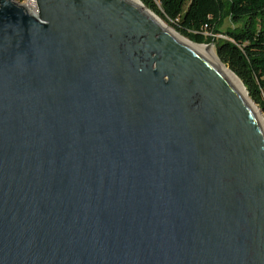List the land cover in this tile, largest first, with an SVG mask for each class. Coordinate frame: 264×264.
Returning <instances> with one entry per match:
<instances>
[{
	"label": "water",
	"instance_id": "1",
	"mask_svg": "<svg viewBox=\"0 0 264 264\" xmlns=\"http://www.w3.org/2000/svg\"><path fill=\"white\" fill-rule=\"evenodd\" d=\"M137 1L0 0V264H264L254 103Z\"/></svg>",
	"mask_w": 264,
	"mask_h": 264
},
{
	"label": "trees",
	"instance_id": "2",
	"mask_svg": "<svg viewBox=\"0 0 264 264\" xmlns=\"http://www.w3.org/2000/svg\"><path fill=\"white\" fill-rule=\"evenodd\" d=\"M197 45L216 42L219 60L264 113V0H140ZM234 27L222 30L225 18ZM224 36V38H218Z\"/></svg>",
	"mask_w": 264,
	"mask_h": 264
},
{
	"label": "bare ground",
	"instance_id": "3",
	"mask_svg": "<svg viewBox=\"0 0 264 264\" xmlns=\"http://www.w3.org/2000/svg\"><path fill=\"white\" fill-rule=\"evenodd\" d=\"M134 2H137L139 4H141L139 1L137 0H132ZM151 15H153V17H155V19L161 24V26L172 32L174 34L175 37H177V39H179V41H181L183 44L193 48L194 50H196L197 52H199L200 54H202L204 57H206L208 60H210L213 64H215L216 66H218L220 69H222L231 79L232 81L237 85V87L240 89V91L243 93V95L245 96V98L247 100L250 101L249 99V95L247 93V91L245 90L242 82L240 81V79L228 68L226 67L217 57L215 51L213 49H211L210 47L204 46V45H197L193 42H191L190 40L186 39L185 37L181 36L180 34H178L175 30H173L171 27H169L161 18H159L157 15H155L154 13L151 12ZM253 104V103H252ZM253 107L256 111V113L258 114L261 122L264 124V119L261 116L260 111L258 110V108L256 107V105L253 104Z\"/></svg>",
	"mask_w": 264,
	"mask_h": 264
},
{
	"label": "rangeland",
	"instance_id": "4",
	"mask_svg": "<svg viewBox=\"0 0 264 264\" xmlns=\"http://www.w3.org/2000/svg\"><path fill=\"white\" fill-rule=\"evenodd\" d=\"M153 12V11H152ZM154 13V12H153ZM155 14V13H154ZM156 15V14H155ZM160 18V17H159ZM164 21V20H163ZM165 22V21H164ZM166 23V22H165ZM169 27H171L168 23H166ZM235 26V24H233V22L231 21V19H230V17H226L225 18V22L223 23V25L221 26V28H222V30H227V29H229V28H231V27H234ZM172 28V27H171ZM173 29V28H172ZM174 30V29H173ZM218 38H220L219 36H218ZM187 39V38H186ZM204 46H207V47H210L211 49H213L214 51H215V53H216V42L215 41H212L210 44H208V45H204ZM216 55H217V53H216ZM256 107H257V105H256ZM258 108V107H257ZM258 110L260 111V113H261V116H262V118L264 119V113L258 108Z\"/></svg>",
	"mask_w": 264,
	"mask_h": 264
},
{
	"label": "built area",
	"instance_id": "5",
	"mask_svg": "<svg viewBox=\"0 0 264 264\" xmlns=\"http://www.w3.org/2000/svg\"><path fill=\"white\" fill-rule=\"evenodd\" d=\"M16 3L26 7L31 14L37 15L38 13V5L37 0H13ZM157 1V0H155ZM220 38L226 39L224 36H219Z\"/></svg>",
	"mask_w": 264,
	"mask_h": 264
}]
</instances>
